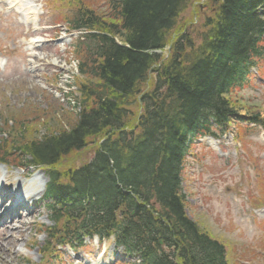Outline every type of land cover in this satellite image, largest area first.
<instances>
[{
    "label": "trees",
    "instance_id": "1",
    "mask_svg": "<svg viewBox=\"0 0 264 264\" xmlns=\"http://www.w3.org/2000/svg\"><path fill=\"white\" fill-rule=\"evenodd\" d=\"M196 2L53 0L66 11L59 20L84 33L73 51L80 110L67 126L13 148L47 170L51 242L80 246L98 235L138 264H230L224 244L186 217L180 185L190 145L212 123L227 127L236 117L264 127L259 113L240 116L231 98L253 67L264 79V0H206L201 11ZM8 143L0 154H11ZM88 153L81 167L58 169Z\"/></svg>",
    "mask_w": 264,
    "mask_h": 264
},
{
    "label": "rangeland",
    "instance_id": "2",
    "mask_svg": "<svg viewBox=\"0 0 264 264\" xmlns=\"http://www.w3.org/2000/svg\"><path fill=\"white\" fill-rule=\"evenodd\" d=\"M19 1L21 4L13 10L8 6L9 0H0V118L23 122L26 131L18 138L19 143H23L42 135L47 127L67 126L66 116L74 118L70 111L72 104L67 105L59 90H67L74 73L76 63L71 50L77 36H62L63 24L58 22L66 11L52 9L49 0H35L37 25L25 24V14L17 12L16 7L27 10V0ZM205 2L198 0L194 5L201 11L200 6ZM190 12L188 9L183 18L189 19ZM194 22V25L198 23ZM196 30L200 33L199 24ZM29 39L36 43L28 46ZM261 66L264 72V59ZM249 80L248 85L234 92L231 98L241 108V115L259 113L264 120V79L257 77L253 70ZM37 113L39 120L35 122L37 118L32 117ZM240 125L244 127L240 132L242 145L233 142V132L220 128H214L213 137L194 142L184 164L181 189L186 199L187 217L225 245L230 264H264V212L253 210L249 205L252 201L264 203V130L245 122ZM90 155L74 154L64 159L58 169L77 168ZM255 165L258 167L256 172ZM46 179L42 171L6 172L0 168V185H9L3 196L12 195L4 206L10 207L16 200L15 195H19L23 198L21 205H25L27 211H33L26 216V225L20 233L15 230L17 223L10 224L7 217L0 218V227L10 224L8 231L15 241L6 251H1L0 264H45L40 252L44 235H39L37 229L40 225L49 226L48 212L42 205H31L30 200L35 202L41 197L34 185L38 186L37 183ZM34 243L35 247H32ZM59 250V258L52 264L125 261L122 250L116 248L112 240L93 238L86 240L81 248Z\"/></svg>",
    "mask_w": 264,
    "mask_h": 264
},
{
    "label": "bare ground",
    "instance_id": "3",
    "mask_svg": "<svg viewBox=\"0 0 264 264\" xmlns=\"http://www.w3.org/2000/svg\"><path fill=\"white\" fill-rule=\"evenodd\" d=\"M34 1L35 0H27L25 2V5L28 6L27 10L22 9L21 6L16 7V10L25 14L24 21L26 23L31 22L34 26H36L37 9H36V5L33 4ZM19 3L21 4V2L19 0H9V6H11V7L18 5ZM28 12H31L30 16L27 14ZM213 144H215V143H213ZM41 183H45V182H41ZM42 189H43V184H42ZM16 191H17V189L15 190V192ZM4 198L5 199L2 198L0 201V210H2V214H3L2 217L9 215L12 211L11 209L5 208V206H4L5 202L4 201L7 200L8 198L6 196H4ZM21 208H22V206L20 207V210H21ZM32 213H33V211H29L28 213H25V214L22 212V214L18 215L17 217H13L10 214V217L12 218L10 221V224H12V223L18 224L17 228H15L17 233H20V230L26 225V222H25L26 216H28ZM10 224L6 223L0 227V253L2 250L6 251L9 244L13 245L15 243V241L13 240V235L11 233H9V231H8Z\"/></svg>",
    "mask_w": 264,
    "mask_h": 264
}]
</instances>
